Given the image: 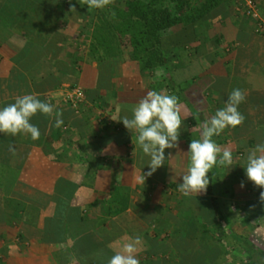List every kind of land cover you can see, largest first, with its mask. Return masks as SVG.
I'll return each mask as SVG.
<instances>
[{
  "label": "crops",
  "instance_id": "crops-1",
  "mask_svg": "<svg viewBox=\"0 0 264 264\" xmlns=\"http://www.w3.org/2000/svg\"><path fill=\"white\" fill-rule=\"evenodd\" d=\"M55 1L50 0L48 7L54 8ZM254 1L259 15L264 17V0ZM79 8L72 2L61 7L62 18L52 53L33 46L26 60L16 63L18 50L10 45L13 37L8 33L0 37V106L13 103L17 96L32 93L52 104L53 115L57 111L61 113L64 126L60 127H66L55 142L50 141V135L57 127L53 126L54 119L48 116L31 119L41 132L39 142L28 135L13 137L0 133V264H78L82 258L103 249L101 233L96 228L71 242L48 244L40 240L43 220L54 210L50 198L67 182L77 188L69 215L78 217L84 213L89 220L98 217L110 220L116 229L112 232L114 239L107 246L115 252L122 242L141 236L144 244L138 255L140 264H163L161 259L144 261L141 256L145 253L159 258L163 249L175 254L187 253L186 264H210L207 255L202 259L203 256L193 254L207 251L208 245L196 247L195 243L203 237L204 242L209 241L212 234L219 237L220 243L224 242V255L240 252L236 264L241 263L244 252L251 264H264L262 189L250 181H243V164L236 163L226 171L222 167L215 169L233 171L238 178L223 180L221 190L218 186L221 193L216 195L219 213L213 221L211 215L202 211L204 199L201 193L185 197L177 190L189 164L188 144L191 139L200 138L203 121L224 106L232 89L240 88L244 92L245 101L238 109L244 119H251L252 126L257 122L255 119H264V38L254 33L252 21L236 16L231 7L220 2L216 5V12H219L216 18L222 17L220 26L215 32L203 31L202 38L211 40L219 35L222 47L227 45L230 49L226 48L218 55L196 54L190 66L185 68L155 71L154 76L158 78L153 88L178 97L182 125L177 147L165 150L164 164L142 185L136 177L141 171L148 170L145 165L148 158L142 156L135 144V133L127 131L117 119L130 117L138 101L152 90V84L148 82L146 70H141L134 61L121 62L116 60L119 57H108L100 63L86 62L85 43L88 41L82 32L88 23L82 16H76ZM231 10L235 16L224 14ZM170 33L164 37L165 42L176 47L181 42L179 33L177 30ZM159 40L163 42L161 35ZM66 62L71 64L74 73L75 78L71 81L62 74ZM61 76L65 81L60 80ZM72 81L85 93L90 91L98 97L95 103L87 101L75 115L61 99L62 90ZM164 82L169 83L170 91H166ZM99 109L104 113L102 121L97 118ZM114 131L120 133L118 140L110 137ZM243 133L242 123L235 128H226L214 139L222 152L230 149L225 141L243 145L246 140ZM9 146L15 149L14 153ZM87 162L93 164L89 174ZM240 181L244 183L243 188ZM15 193L44 205L38 210L33 209L38 217L33 216L35 222L29 220L30 224L24 228H16L15 220L24 219L22 209H29L28 201L20 200ZM4 198L8 200L4 201ZM121 202L124 207L120 211ZM110 211L114 214L110 215ZM167 236L172 238L161 247ZM175 237L186 241V247L178 244ZM62 249L68 252L70 263L54 257V253ZM169 262L179 264L180 261ZM213 264L223 263L219 258Z\"/></svg>",
  "mask_w": 264,
  "mask_h": 264
},
{
  "label": "trees",
  "instance_id": "trees-1",
  "mask_svg": "<svg viewBox=\"0 0 264 264\" xmlns=\"http://www.w3.org/2000/svg\"><path fill=\"white\" fill-rule=\"evenodd\" d=\"M170 1L171 0H160L156 6L153 0H124L123 6L121 7L117 5H108L103 9H94L91 14L87 12L90 17L87 27L88 30L84 31L88 41L85 43L87 48L86 56L88 59H86V62L94 60L100 63L108 59V57L122 55L123 51L127 50L130 53V58L138 62L141 70L155 66L159 56L157 54L159 50L155 47V45L160 42L158 30L162 27V24H170V12L168 11ZM174 1H176L175 6L170 8H175L174 11H177L176 14H178L179 9H182V11L186 9L184 17L179 21L190 25L191 20L195 21L203 16L205 17V15L207 16L215 13L216 11H214V8H216V5L222 0ZM49 3L50 0H0V37H4L7 33L13 37L10 45L13 49L16 48V50H18L16 51V63L22 60L25 61V57L33 46H39L44 52L47 51L48 53H52L55 50V39L58 35V26H60L62 18L61 7L68 3V0H56L55 7L52 9L48 7ZM149 6L156 7L155 10H152L153 13H148L147 7ZM161 8L164 9L161 10L162 13L159 16V11L156 12V10ZM213 15L215 16L216 14ZM73 63L74 61L71 64ZM66 64V69L64 68V73L62 74L68 81L75 77H73L74 73L71 69V64L67 62ZM63 76L60 77L61 81L64 78ZM22 78H24L23 75ZM75 84L76 83L72 81L68 85L75 86ZM158 85H160V83ZM85 94L87 101L90 103H95L98 100L97 94H93L90 91H87ZM39 99L41 100L42 98L40 97ZM66 106L73 115L76 114L68 104H66ZM35 117L42 119L45 116L36 114ZM250 120L251 119H244L243 130L245 129L248 131L247 128L251 127V123H249ZM65 128L66 127H59L52 129L50 141H57ZM110 137H112L113 140H118L120 138V133L114 131ZM40 140L41 137L38 139V142ZM244 141L243 147L247 148L249 145H252V136L248 138L247 141ZM57 159H60V157H57ZM87 163V173L89 174L93 164L92 162ZM76 189V186L73 184L68 182L64 183V186L58 190L59 192L50 198V201L54 205V210L52 215L45 217L43 220V234L40 236L42 242L48 244L71 242L80 234L94 229L90 227L91 224L94 223L96 225L100 223L98 220L96 223L94 220L87 219L83 214L78 217H72L71 214L69 215L68 211L73 206L71 200ZM212 193V184L210 183L203 198L204 205H202V211L211 215L213 221V219L215 220V217L218 216L219 204L217 198ZM14 196L24 202L28 201L29 209H24V221L27 219L28 222L30 217L26 216V213L31 214V211L36 218L38 217V213L33 209L38 210L43 208L44 205L33 200L31 201L30 198L22 194L15 193ZM7 200L4 198V201ZM123 205L124 204L121 202L120 211L123 209ZM24 206L25 204H23V207ZM100 238L104 244L103 249L82 258L78 264H107L108 259L115 254V251L107 246L109 244V239L103 235H100ZM196 254L198 256H203V253L200 252L193 255ZM59 255L61 256L60 258ZM54 257H57L56 260L61 259L63 262L66 261L67 263H70L71 259L68 252L64 249L60 250V252H55Z\"/></svg>",
  "mask_w": 264,
  "mask_h": 264
},
{
  "label": "clouds",
  "instance_id": "clouds-1",
  "mask_svg": "<svg viewBox=\"0 0 264 264\" xmlns=\"http://www.w3.org/2000/svg\"><path fill=\"white\" fill-rule=\"evenodd\" d=\"M85 2L89 9H103L111 0ZM244 101V92L240 88L232 89L224 101V106L217 109L210 119L203 121L200 138L191 139L187 150L189 154L187 171L181 176L182 182L177 184V190L183 196L205 193L211 182L208 174L215 167H222L226 171L237 165L232 150L226 148L221 152L214 137L220 136L226 128H235L243 123L244 116L238 109ZM37 113L54 119V127L59 128L63 125L61 113L57 111L53 115L52 104L29 93L17 96L13 103L0 106V133L13 137L17 134L28 135L31 140H38L41 132L31 122ZM117 120L131 134L135 133V144L142 156L148 158L145 164L148 170L141 171L136 177L137 182L144 185L146 178L164 164L165 150L177 147L182 125L178 97L154 89L148 90L132 109L130 117L121 116ZM9 150L15 152L11 146ZM242 167L247 181L262 189L260 199L264 201V143H259L255 148L248 150ZM240 187H244L243 182ZM143 244L139 235L122 242L107 264H140L138 255Z\"/></svg>",
  "mask_w": 264,
  "mask_h": 264
},
{
  "label": "rangeland",
  "instance_id": "rangeland-1",
  "mask_svg": "<svg viewBox=\"0 0 264 264\" xmlns=\"http://www.w3.org/2000/svg\"><path fill=\"white\" fill-rule=\"evenodd\" d=\"M71 1L72 0H68V3H71ZM145 1H148V0H145ZM153 1H154L155 5L157 6V4L159 3L160 0H153ZM192 1H194V0H192ZM241 1L242 0H222L221 4L224 5L225 7H231L236 16L239 15L242 18H245V19H248L249 21H252V23L254 25V27H253L254 33L258 34L255 30V22L251 18H249V17L241 14L240 12L236 11V7H237L238 3ZM72 2H73V5L80 6V8L77 10V12H75L77 14L76 16H78V15L80 17L82 16L83 21L88 23L90 16L87 14V12L91 14L94 9H89L86 5V2L82 1V0H74ZM175 2L176 1L171 0L170 1L171 6L169 4L168 11L170 12V17H169L170 24H168V25L162 24V27L158 30V37L161 35L163 37V42L161 41L162 40V38H161V40H159L160 41L159 44L155 45L156 49L159 50V52H157V54L159 55L157 60H156L157 64L155 66L147 67L146 69H144V70H146V74H148V76H147L148 82L150 84H152V85H150V88H152V90L154 89L153 88L155 85L154 83H156L155 79L158 78V76H154L156 70H174L176 68H178V69L179 68H185V67L190 66V64L192 63L194 58H196V54L200 55L201 53L202 54L203 53H206V54L214 53V54L218 55V54H220V52H225L226 48H229V46H227V45H224V47H222V42H221L219 35L212 37L211 40H208V39L203 40L204 38H202V36L205 35V32H203V31L209 29L210 32H215L219 28L220 20L222 18V17L216 18V15L218 16L219 12L218 13L215 12V13H212L211 15H207V16L205 15V17L203 16L202 18L196 19L195 21L191 20L190 27H188V24H186L182 21H179L180 19H182V17H184V15L186 13L185 12L186 9L184 8L185 9L184 11H182V9H179L180 10L179 11L177 8L178 14H176L177 11L176 12L174 11L175 8L174 9L170 8V7L175 6ZM253 2L255 5V8H256L255 1L253 0ZM123 3H124V0H111V3L109 5H117L118 7H121V6H123ZM81 6H83V10H82ZM155 9H156L155 6L147 7L148 13H150V12L153 13L152 10H155ZM163 9L164 8L156 10V12L159 11V16L161 15V13H162L161 10H163ZM216 10H217V8H214V11H216ZM234 13L231 10V12H226L224 14H226V15L231 14V17H232V15H234ZM213 14H216V15L214 16ZM261 18L264 19L263 16ZM173 22H174V24H173ZM204 22H206V23L204 24ZM171 26H175V27L172 28ZM86 27H88V24L84 25V31L87 30ZM171 30H177L179 33L178 35L180 36L179 39L181 40V42L176 47H174V45H173V47H171L170 43L165 42L166 40L164 37L171 35V33H170ZM188 32H190V33H188ZM83 34L86 35L84 32H83ZM187 35H189L190 37H188ZM192 37H196V38L192 39ZM261 37H263V36H261ZM171 48H172V50H171ZM129 54L130 53L127 50H124L122 55L116 56V57H119L116 60L123 62V61H127V59H128V60H130L132 62L134 61V63L138 64V62L136 60H132L130 58ZM138 66H139V64H138ZM149 74H151L153 76H149ZM163 85L165 86L166 91L171 90L168 82L167 83L164 82ZM254 124H253V126L251 125L253 127L252 131H249L250 127L248 128V131H246L245 129L243 130L244 131L243 135H244V137H246V141L248 138H250L252 136V139H253L252 145L248 146L251 149L255 148V146L259 143H264V119H257V122ZM225 143L227 145H229L230 149L233 152L234 162L237 164L238 163L243 164L244 158L246 157L247 152H248L247 151L248 147L245 148V147H243V145L237 144L238 142H235V145H233L232 144L233 141H227V142L225 141ZM216 168L221 169L219 167H215L213 169V171L208 174L210 177V181H211L210 183L212 184V191H213L212 194L215 197H216V195L221 194L218 191V186H220L219 189L221 190L222 186L224 184L223 180H228V179L235 180V178H238L237 173H234L233 171H229V172L218 171V169L215 170ZM242 179H244L243 180L244 182L245 181L249 182V181H247V179L245 177V173L242 176ZM240 182H242V181H240ZM255 193H256V191H255ZM201 195L204 198L205 193H201ZM22 211L25 212L24 209H22ZM86 211H88L87 208H86ZM88 213H89V211H88ZM31 214H33V213L31 212ZM109 214L110 215L114 214V211H110ZM26 216L30 217L29 220L31 223L35 222L33 219L34 215L26 214ZM29 220H28V222H29ZM93 220L96 221V223L98 220V221H100V223H98L96 225L93 223V224H91L90 227L96 228L98 230V232L101 233V235H103L107 239H109L108 243H111L112 238L114 239V235H113L114 232L113 231H114V229H116L114 227V225L111 224L110 220H108L106 218L101 219V217L100 218L98 217V218H94ZM28 222H27V219H25V221L20 220V219L15 220V227L18 228V227L22 226L21 228H24L27 226V224H30ZM32 227H34V225H32ZM107 229H109L110 232ZM109 234H111L112 236H109ZM164 238L166 240L162 244L161 247H164L166 244H168V241H170V239L172 237L167 236ZM218 238H219L218 236H214L212 234L209 241L204 242V237H203V238H201L200 241L195 243L196 247H200V245H202V244L208 245L206 252H200V253H203V257L201 256L202 259L206 258V255H207V259L210 260V264H213L214 261H217L219 258L221 259V263H223V264H226V263L230 264L231 262L236 264V262L239 261L238 258L240 256V252H238V251L232 252V253L228 252L227 255H224L225 253L223 252V250L225 249L224 248L225 244H224V242L220 243ZM175 239L178 241V244L182 245V247H184V248L186 247V245H187L186 241L180 240V237H178V238L175 237ZM175 255H177V256H175ZM186 255H187V253L182 254V253L178 252L177 254H175V252H169V251L165 252L164 249H163V253L161 254V256H159V258H155L154 255L151 257V256L145 255V253H141V256L143 257L144 261L148 260L150 258L151 259H161L163 264H170L169 261H172V260H179L180 261L179 264H186V262H185L187 259ZM229 259H230V261L228 262ZM240 261H241L240 264H251L250 258L247 256L246 252L242 253Z\"/></svg>",
  "mask_w": 264,
  "mask_h": 264
},
{
  "label": "built area",
  "instance_id": "built-area-1",
  "mask_svg": "<svg viewBox=\"0 0 264 264\" xmlns=\"http://www.w3.org/2000/svg\"><path fill=\"white\" fill-rule=\"evenodd\" d=\"M236 11L251 18L255 22L256 32L264 37V20L261 18L257 9L255 8L253 0H242L238 3ZM61 99L62 102L68 104L75 113H78L81 106L87 103L85 91L79 85L66 86L61 92ZM97 115V118L100 121L105 119L102 110L99 109Z\"/></svg>",
  "mask_w": 264,
  "mask_h": 264
}]
</instances>
